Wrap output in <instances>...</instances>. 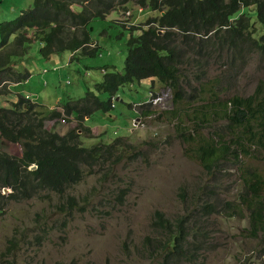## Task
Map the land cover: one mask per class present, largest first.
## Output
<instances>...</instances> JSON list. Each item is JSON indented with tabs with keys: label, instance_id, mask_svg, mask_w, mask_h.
Masks as SVG:
<instances>
[{
	"label": "rangeland",
	"instance_id": "obj_1",
	"mask_svg": "<svg viewBox=\"0 0 264 264\" xmlns=\"http://www.w3.org/2000/svg\"><path fill=\"white\" fill-rule=\"evenodd\" d=\"M116 3L107 18L91 24L93 41L89 47L98 45L96 55L78 50L74 58L69 51L46 58L40 52L41 43H34L27 54L12 58L11 66L29 73L12 91L30 95L46 106L60 103L49 109L63 112L64 105L95 91L106 72L124 74L128 39L139 35L146 21L160 13L133 2ZM33 5L34 0H0V24ZM73 8L82 11L83 6L76 3ZM130 28L136 30L131 32ZM164 32L159 33L162 36ZM204 43L211 46L212 40ZM245 65L225 80L218 90L221 98L249 96L264 84V57L255 52ZM225 68V62L220 61L210 77ZM2 82L0 88L7 85V89L14 83ZM204 87L199 88L202 97L209 98ZM98 96L109 100L108 95ZM172 97L171 87L151 78L121 88L109 112L94 110L86 119L66 111L60 118L49 119L47 127L61 134L79 127L80 143L87 148L125 138L123 154H130L118 164L96 167L63 194L43 189L28 199H11L0 216V264H159L144 251L146 237H162L152 227L157 211L169 220L187 216L191 223L201 222V249L193 262L185 260L183 264H264V234L254 237L246 218L221 213L207 217L202 208L206 202L223 205L233 201L241 190L240 173L232 162L220 160L222 164L209 172L192 153L195 140L205 137L218 141L215 132L220 134L221 129L220 135L228 140V124L203 122L204 112L213 109H206L207 101L201 98L184 104L186 111L177 114ZM0 98L5 107L12 104L7 94L0 93ZM198 109L201 118L192 119ZM143 111L150 114L140 115ZM0 150L22 155L21 144L3 137ZM243 163L264 173V161L246 159ZM0 190L6 196L12 192L10 187ZM203 193L211 200L201 201ZM71 197L76 199L75 208L68 206Z\"/></svg>",
	"mask_w": 264,
	"mask_h": 264
},
{
	"label": "trees",
	"instance_id": "obj_2",
	"mask_svg": "<svg viewBox=\"0 0 264 264\" xmlns=\"http://www.w3.org/2000/svg\"><path fill=\"white\" fill-rule=\"evenodd\" d=\"M116 1L34 0L32 8L13 20L2 22L0 82L3 79V84L4 81L20 83L29 77V73L20 72L11 62L14 56L27 54L37 42L41 43L40 52L46 58L65 51L76 54L78 50L96 55L98 45H88L93 41L91 24L95 19L107 18ZM118 1L133 2L160 13L146 21V28L139 35L128 39L124 74L106 72L103 81L95 85V91L89 90L86 98L64 105L63 112L33 101L30 95H18L16 102L0 108V137L22 145L21 156L0 150V187L12 189L7 196L0 190V216L11 199H28L43 189L63 194L69 187L81 183L96 167L122 162L130 154H123L121 143L125 138L87 148L80 143L79 127L61 134L50 130L46 123L60 118L66 111L78 118L80 114L90 116L94 110L109 112L121 88L135 81L156 78L173 90L172 103L177 106V114L186 111L184 104L201 98L207 101L206 109L208 106L213 109L204 112L203 122L228 124V140L220 135L221 129L220 134L215 132L218 141L205 137L194 141L192 153L209 172H214L222 164L218 162L224 160L238 168L241 178V190L233 201L223 205L202 204L207 217L221 213L230 218H246L254 237L264 234V173L243 163L246 159L256 163L264 161V84H259L249 96L233 95L227 99L221 98L218 92L227 78L246 67L251 54L256 52L264 57V0ZM76 3L82 4V11L74 10ZM135 30L130 28L131 32ZM160 30L165 31L164 35H160ZM209 40H212L211 46L204 43ZM220 61L225 62L226 68L210 77L212 68ZM6 86H1L0 93L10 92ZM200 86L209 98L202 97ZM99 94L108 95L109 100L102 101ZM193 114L192 119L201 118L200 109ZM194 133L193 129L191 136ZM34 164L37 168L31 169ZM204 195L207 194L203 193L201 201L211 200ZM68 206H77L74 197L68 200ZM186 217L169 220L162 212L154 214L152 227L162 237H146L144 251L150 259L160 261L159 264L195 260L202 243L201 222L191 223Z\"/></svg>",
	"mask_w": 264,
	"mask_h": 264
},
{
	"label": "crops",
	"instance_id": "obj_3",
	"mask_svg": "<svg viewBox=\"0 0 264 264\" xmlns=\"http://www.w3.org/2000/svg\"><path fill=\"white\" fill-rule=\"evenodd\" d=\"M16 67V66H15ZM20 84L19 83H16V82H14V83H12L11 84V86L8 88L9 90H10V92L7 94L8 95V97H9V101H11V102H16L18 99H19V96L18 95H21V93H20V91H15V92H13L12 91V87H17V86H19ZM72 102H74V101H72ZM59 104V103H58ZM8 105V104H7ZM0 106L1 107H3L4 106V104L2 103V101H1V98H0ZM46 106V105H45ZM56 106H60V105H52V106H47V107H56ZM86 117V119L89 117L88 115H86L85 116ZM87 128H90V129H93V128H91V127H87Z\"/></svg>",
	"mask_w": 264,
	"mask_h": 264
},
{
	"label": "water",
	"instance_id": "obj_4",
	"mask_svg": "<svg viewBox=\"0 0 264 264\" xmlns=\"http://www.w3.org/2000/svg\"><path fill=\"white\" fill-rule=\"evenodd\" d=\"M118 100H119V99H118ZM31 168H32V169H35V168H37V165L34 164V165L31 166Z\"/></svg>",
	"mask_w": 264,
	"mask_h": 264
},
{
	"label": "clouds",
	"instance_id": "obj_5",
	"mask_svg": "<svg viewBox=\"0 0 264 264\" xmlns=\"http://www.w3.org/2000/svg\"><path fill=\"white\" fill-rule=\"evenodd\" d=\"M94 47H95V45H94ZM74 54H75V53H73V58H74V57H75V55H76V54H75V55H74ZM115 99H116V98H115ZM88 116H89V115H88ZM84 117H85V116H84Z\"/></svg>",
	"mask_w": 264,
	"mask_h": 264
},
{
	"label": "bare ground",
	"instance_id": "obj_6",
	"mask_svg": "<svg viewBox=\"0 0 264 264\" xmlns=\"http://www.w3.org/2000/svg\"><path fill=\"white\" fill-rule=\"evenodd\" d=\"M89 44H91V43H89ZM89 44H88V45H89ZM93 46H94V44H93ZM2 94H3V93H2ZM0 108H1V106H0Z\"/></svg>",
	"mask_w": 264,
	"mask_h": 264
}]
</instances>
